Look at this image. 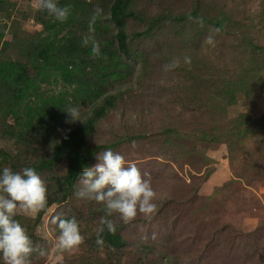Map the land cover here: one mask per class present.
Segmentation results:
<instances>
[{
  "label": "rangeland",
  "instance_id": "obj_1",
  "mask_svg": "<svg viewBox=\"0 0 264 264\" xmlns=\"http://www.w3.org/2000/svg\"><path fill=\"white\" fill-rule=\"evenodd\" d=\"M107 2L97 4L102 12ZM2 5L0 59L28 64L27 48L46 35L42 23L54 18L38 10L36 0ZM193 5L194 0H133L126 33L136 59L127 61L131 71L118 83L121 99L89 138L94 145H111L99 154L111 149L150 174L156 213L150 221L139 214L128 224L120 220L126 245L117 252L97 243L90 252L86 244L57 251L47 218L38 228L49 248L44 264H75L84 253L93 264H264V125L232 154L225 142L191 136L226 132L239 117L264 116V49H259L264 48V0H198L201 14L220 21L221 31L196 19L147 24L163 14H188ZM185 56L190 64L183 62ZM176 59L179 66L166 70ZM69 91L51 74L40 85L44 95ZM192 92L204 97L206 109H189L172 96ZM166 128L173 130L162 140ZM0 151L16 152L1 135ZM55 211L64 210L50 212ZM17 216L36 214L18 210Z\"/></svg>",
  "mask_w": 264,
  "mask_h": 264
},
{
  "label": "trees",
  "instance_id": "obj_2",
  "mask_svg": "<svg viewBox=\"0 0 264 264\" xmlns=\"http://www.w3.org/2000/svg\"><path fill=\"white\" fill-rule=\"evenodd\" d=\"M4 1L0 0V11ZM106 1L107 10L96 14V10L101 9L97 4ZM132 3L133 0H58L59 6L70 7V14L64 22L44 21L46 35L27 48L26 60L34 75L29 73L27 63L0 59V135L11 140L16 150L14 155L0 151V169L7 166L20 171L24 167H33L47 186L48 205L44 210L35 218L14 217L27 230L33 245L45 248L47 255L48 244L38 234V228L48 218L51 233L54 237L58 235L51 223L58 212H50L58 206L63 207L62 217H75L78 221L84 237L80 245L86 244L85 252H90V247L96 243L104 207L94 200L77 199L73 191L78 186L81 170L91 166L100 151L111 146L91 144L89 138L95 133L98 122L121 99L122 89L118 83L125 81L124 76L131 71L127 61L136 59L132 41L126 33V20L133 17ZM187 19H196L220 31L223 29L220 21L208 20L201 14L198 0H194L188 14H163L147 20V24L152 27ZM90 24L94 29L92 35L101 45L99 56L92 54L90 45H82ZM3 37L4 31L0 30V44ZM49 74L68 85L70 91L51 95L40 93V85ZM172 96L189 109L208 107L198 92ZM73 108L84 109L78 112V120L72 121L67 112ZM258 124L264 125V116L257 121L239 117L226 132H197L191 136L204 143L225 142L228 153L232 154L233 147L252 136ZM172 130L163 129L162 140L167 139ZM117 217L115 214L111 217L117 232L113 235L105 231L103 236L101 246L108 251L117 252L126 245L122 234L125 225ZM87 254H82L75 264H93ZM47 255L33 254L31 264H44Z\"/></svg>",
  "mask_w": 264,
  "mask_h": 264
},
{
  "label": "clouds",
  "instance_id": "obj_3",
  "mask_svg": "<svg viewBox=\"0 0 264 264\" xmlns=\"http://www.w3.org/2000/svg\"><path fill=\"white\" fill-rule=\"evenodd\" d=\"M35 6L59 22L66 21L70 14V7L59 6L58 0H36ZM101 11L97 9L96 14ZM93 31L90 24L82 45H90L92 54L99 56L101 45L92 35ZM208 43H212L211 37ZM183 62L190 64L191 60L185 56ZM179 64V59L173 60L165 65V69H174ZM67 113L72 121L78 120L77 109ZM95 160L79 173L73 195L77 199L94 200L103 205L104 216L96 232V243L103 245L105 231L113 235L117 232V225L111 219L114 214L125 224L132 222L138 214L150 221L157 211L154 203L157 194L150 174H142L135 163L127 161L121 154L109 149L96 156ZM47 192V186L33 167H24L20 171L7 166L0 169V264H31L33 254L47 255L45 248L33 245L27 230L14 218L18 210L24 214H38L44 210L48 205ZM51 223L58 232L57 251L72 250L83 243L84 237L75 217L56 215Z\"/></svg>",
  "mask_w": 264,
  "mask_h": 264
}]
</instances>
